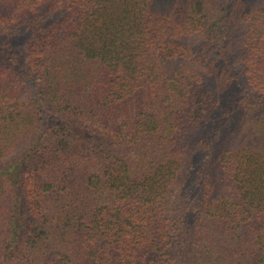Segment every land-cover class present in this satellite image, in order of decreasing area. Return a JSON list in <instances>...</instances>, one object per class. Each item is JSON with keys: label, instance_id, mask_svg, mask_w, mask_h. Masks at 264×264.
<instances>
[{"label": "trees", "instance_id": "trees-1", "mask_svg": "<svg viewBox=\"0 0 264 264\" xmlns=\"http://www.w3.org/2000/svg\"><path fill=\"white\" fill-rule=\"evenodd\" d=\"M0 264H264V0H0Z\"/></svg>", "mask_w": 264, "mask_h": 264}]
</instances>
